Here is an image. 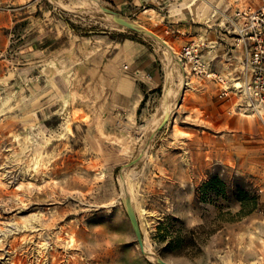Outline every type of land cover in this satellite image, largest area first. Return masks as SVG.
<instances>
[{"label": "rangeland", "instance_id": "374dc122", "mask_svg": "<svg viewBox=\"0 0 264 264\" xmlns=\"http://www.w3.org/2000/svg\"><path fill=\"white\" fill-rule=\"evenodd\" d=\"M96 1L0 0V264H160L139 245L124 170L157 258L264 264V101L235 87L255 80L253 42L228 0ZM101 7L181 58L200 43L207 71L188 65L192 88L162 128L139 126L161 111L168 72L181 87L179 63Z\"/></svg>", "mask_w": 264, "mask_h": 264}, {"label": "built area", "instance_id": "2783aa9c", "mask_svg": "<svg viewBox=\"0 0 264 264\" xmlns=\"http://www.w3.org/2000/svg\"><path fill=\"white\" fill-rule=\"evenodd\" d=\"M233 1L230 6L235 21L236 34L239 37H245L251 40V67L253 83L247 84L249 90H254L264 101V75L259 72V69L264 65V0H257L251 2L248 0L247 4H241V0ZM201 51L200 43H192L183 48L182 58L189 60L191 69L196 74H204L207 71V64L204 63L202 56L199 54ZM213 78H217L221 83L225 80L219 74L212 72L209 74ZM225 90V89H224Z\"/></svg>", "mask_w": 264, "mask_h": 264}, {"label": "bare ground", "instance_id": "6f19581e", "mask_svg": "<svg viewBox=\"0 0 264 264\" xmlns=\"http://www.w3.org/2000/svg\"><path fill=\"white\" fill-rule=\"evenodd\" d=\"M79 1H80L79 5L81 7H86V6L90 5L93 8H100V5L97 3L96 0H79ZM188 7H190V6H187L186 8H188ZM106 15L114 24H116L114 16L112 14L107 13ZM120 26L125 27L123 25H120ZM169 47L170 48L166 47L165 51L167 53H169V51H170L171 53H169V54L173 55V60L171 61L170 66L173 65L174 60H176L182 69L181 87L178 90L174 88V86L172 84L173 74H171V72H168L167 83H166V87L164 89V93L162 96V109L160 112H158L156 114V116L154 118L148 119L147 121L142 123L139 126V129H141V130H146V129L154 130L162 124L164 119H169L170 113L173 112V109H175V107L181 106V102L184 99V96L186 94L187 89L192 88V81L190 79V70H189V66H188L189 64L185 63L180 56H178L176 53H174V48L171 45H169ZM236 86L238 88H243L242 91L248 90L246 85L241 84L239 82H237L235 84V87ZM254 109H255V111H257V114L262 115V113H263L262 109L260 110L257 107H255ZM246 115L247 116H253L252 114H246ZM124 127L126 128L129 136L132 135L133 132L134 133L136 132V128L134 127L133 124H129L128 122H124ZM134 179H135V174L126 172L125 170L123 171V173H121L120 180H121V184L123 186L122 187L123 188L122 189L123 195H126V196L131 195L132 198L134 197V195L132 196L133 189H134L133 188ZM16 198H19V195H16ZM20 199H21V196H20ZM25 226H27L28 228L29 227H32V228L36 227V226H33V224H31V225L29 224V225H25ZM71 242H75L74 239H72ZM44 246L47 247V243H43V247ZM142 251L147 255V257L149 259H151L153 261H158L156 255L153 253V251L150 249V247H148V245L145 242H144V249ZM118 264H119V262H118Z\"/></svg>", "mask_w": 264, "mask_h": 264}, {"label": "water", "instance_id": "95a60500", "mask_svg": "<svg viewBox=\"0 0 264 264\" xmlns=\"http://www.w3.org/2000/svg\"><path fill=\"white\" fill-rule=\"evenodd\" d=\"M102 9L104 11H106L107 13L112 14L114 16L115 21L117 23H119L120 25H123V26L130 28L132 30H135L137 32L152 36L157 41H160L164 46L170 48L168 43L163 38H161L159 35L155 34L154 32H152L148 29L142 28L141 26L135 24L132 21H129L128 19L123 17L120 13H118L112 9H109L106 7H102ZM167 122H168V119H164V121L162 122V124L160 125L159 128H162ZM142 154H143L142 151L138 152V155L136 156V158H134L132 161H130L128 164H126V167H131L132 165L136 164L138 162V160L142 157ZM126 206H127L128 215H129V217L133 223L139 245H140L141 249L143 250L144 249V238H143V235H142V232L140 229V224L138 222V218H137L136 212L134 210V207L132 204V199L130 196L126 197ZM157 259H158V262L161 264H168L167 262H165L161 258H157Z\"/></svg>", "mask_w": 264, "mask_h": 264}, {"label": "crops", "instance_id": "0c3cea01", "mask_svg": "<svg viewBox=\"0 0 264 264\" xmlns=\"http://www.w3.org/2000/svg\"><path fill=\"white\" fill-rule=\"evenodd\" d=\"M119 2H122V3H124L125 2V0H118ZM250 1H252V0H250ZM228 3H229V8H230V6H231V4L233 3V1H227ZM254 2H255V0H254ZM231 10V9H230ZM231 12H232V10H231ZM149 77H150V80H151V82H152V84H155V82L157 81V76H154V75H149ZM146 80H149V79H145V84H148V86H150L149 85V83H147L148 81H146ZM154 85H152V87H153ZM152 87H150L148 90H150ZM142 97H141V99H139V101H138V104H139V106H141V104L143 103V101L145 100V97H146V94L145 93H142Z\"/></svg>", "mask_w": 264, "mask_h": 264}]
</instances>
